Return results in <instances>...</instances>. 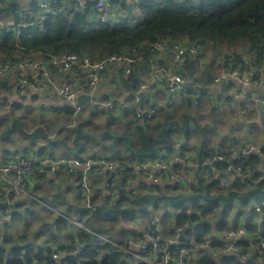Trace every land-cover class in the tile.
<instances>
[{
  "label": "trees",
  "instance_id": "16d2710c",
  "mask_svg": "<svg viewBox=\"0 0 264 264\" xmlns=\"http://www.w3.org/2000/svg\"><path fill=\"white\" fill-rule=\"evenodd\" d=\"M37 1L0 0V5L3 7L0 18H14L19 22L23 19L26 7L31 6L34 10L38 9ZM96 1L84 0L82 6L78 7L76 2L71 0H60L58 6H64V11L49 14L48 18L40 25L21 27L20 32L17 25L11 31L0 30V64L26 59H44L51 54L66 51H74L100 60L111 55L134 58L136 62L129 74L125 72L124 64L114 66L115 69L110 67L107 71L109 78L107 83L119 85V88L125 87L127 92H130L129 99L131 100L135 97L134 93H138L140 84L145 80L142 74L150 70L152 59H155L161 66L169 63L166 61L169 55L165 56L166 53L162 55L161 52L153 49V44L160 40L186 45L197 43L202 46L196 54L189 56L187 64L189 72L186 78H191V83L207 91L210 90L209 86L214 82L216 75L223 69L239 70L240 72L258 70V74L253 76V81L261 80V76L264 74V0H136L130 15L132 19L136 20V25L133 27L127 23L110 26L101 22L98 19L100 12L95 6ZM119 1L109 0L114 7H117ZM121 8L127 9L128 5L123 3ZM207 55L208 63L205 62ZM171 68L178 73L183 72V67L173 61ZM14 77L17 83L18 77ZM2 79L3 77H0L1 90L5 89ZM228 84L233 88L239 87L232 80H229ZM113 94L117 96L114 92H106L103 96L111 98ZM180 101V104H167L161 110V116L153 120L140 118L136 113V104L131 105L128 100H126L125 107H119V111L91 108L86 112L87 114L82 115L80 114L84 112L76 113L73 107L67 106L60 109L67 116L73 117V119L83 116L82 119L92 122L99 118L100 125L107 131L104 137L99 140L93 136V129L87 130L81 124L71 130L75 146L69 145L65 138L60 142L76 155H81L82 151H86L85 154H90L87 155L90 157L131 165L127 172L119 174V186L123 187L126 182H133L138 176L134 167L135 163L150 160L148 157H155L156 147L167 146L173 142L172 130L180 128L188 137L192 132L189 123L192 121L199 125L198 116L201 104L196 103L191 94L183 97ZM216 104H218V100L215 101L213 113L219 112ZM179 106H186L187 110L192 108L196 113L192 114L186 110L182 114L183 118L180 119L174 114ZM13 107H20V105L15 102ZM12 113L13 111L10 112L11 116ZM116 120L121 123V133L111 126V123ZM6 126L8 127L3 136L7 137L14 132H19L31 139L29 140L30 147L23 154L32 155V148L38 146L41 157L51 159L61 157L53 152L48 154L52 150V140L47 138L48 128H38L37 131L29 134L26 122L20 118H14L13 122L7 123ZM95 127L98 128L97 124ZM235 134L232 130L226 134L225 137H229L230 140L227 144L228 147L221 144L215 148L216 150L221 148L225 150L227 159H230L231 156L228 150L230 146L244 145L241 143L239 135ZM81 135L85 137V141H81ZM204 136L208 137L206 131ZM38 138H46L47 141L45 144H42V141L35 142ZM77 142L80 144L77 145ZM99 143L102 144L104 150L110 148L111 152L103 151L102 154H98L96 147ZM204 144L209 146L207 141ZM202 153L200 156L209 159L214 157L212 152ZM2 158L5 159V157ZM259 160V157L254 156L242 165L248 167L259 163ZM236 163L240 164V161H236ZM228 164L229 161H224L219 164V167L224 168ZM44 173L34 178H25L26 186L30 187L32 194L38 197L41 202L28 196L15 198L8 190H0V216L6 214L9 208H13V221L26 220V215H21L19 209L21 206L30 204L32 212H36V216L43 221L40 226L43 228L42 232L35 231L33 238H30L31 235H28L27 232L15 234L7 229L5 246L0 247V264H27L34 259L38 264H53L52 256L58 250H67L72 253L69 258L63 261L64 264H145L126 258L125 252L117 250L111 244H100L94 235L83 229L74 228L64 217L51 211L45 205L46 203L56 205L59 207L60 213L76 217L77 220L94 231L105 232L110 225L108 222L110 220L106 212L103 211L105 209L120 212L125 219L134 220L137 219L136 212L143 216L150 208L151 202H154L155 205L158 202L165 205L175 202L173 215H171L175 221L173 229L166 227L162 229V233L175 235L176 228H181L178 240L181 245L187 246L202 241L207 235L217 236L220 234L219 228L234 224V219L239 215L233 213L231 216L233 212L231 207L222 205L225 200L231 204L234 199H239L248 204L251 198H264V182L248 189L243 185L222 188L218 180H213L208 184V177L200 176L192 192L181 189V185L166 184L163 185L164 187L157 185L147 190L138 189L132 198L127 197L123 193L124 191L116 201L109 197H102L99 206L101 212L94 215L91 210L85 208L81 198L82 194L78 190L69 189L63 192L53 190L51 185L46 186L43 183L46 178ZM74 174L82 175V169L75 168ZM101 179L102 177H99V181ZM92 181L97 182V177L94 176ZM71 194L72 197L69 196ZM190 206L195 209L193 213L186 212ZM45 212H50L51 215L55 214L52 216V220H49L50 222L44 219ZM117 220L119 221L120 218L113 219V221ZM247 221L250 222V219L248 218ZM24 223L29 227L28 220ZM228 223L231 224L227 226ZM41 239L42 242H40ZM78 243H85L88 248L81 255H74L73 251ZM240 246V253L241 255L247 254V260L237 254H227L218 260L208 251H202L193 256L188 264L264 263L259 260V249L252 248L245 242H242ZM24 249L26 253H23ZM171 250L175 251V247H171ZM101 252L105 253L103 257L100 256Z\"/></svg>",
  "mask_w": 264,
  "mask_h": 264
},
{
  "label": "built area",
  "instance_id": "2783aa9c",
  "mask_svg": "<svg viewBox=\"0 0 264 264\" xmlns=\"http://www.w3.org/2000/svg\"><path fill=\"white\" fill-rule=\"evenodd\" d=\"M60 0H38V9L34 10L31 6L25 8L23 19L17 22L14 18H0V30L11 31L17 25L20 32L21 27L40 25L46 20L49 14L62 13L64 6H58ZM76 2V6H82L84 0H71ZM136 0H120L117 7H114L109 0H97L96 8L99 10L98 19L110 26L127 23L133 27L136 20L130 17L134 9ZM125 3L127 9L121 8ZM3 13V7L0 5V14ZM202 46L197 43L188 45L169 40L156 41L153 49L164 55L172 52L173 62L183 67V72L178 73L170 68L162 67L155 59H152L151 68L148 71L149 78L140 84L141 89H145L150 83L162 81L166 84L169 97L166 104L158 103L156 106H146L142 103V97H138L136 103V113L142 119L153 120L161 116V110L167 104L180 102L183 97L193 95L196 103L202 104L212 98L210 90H205L200 86L190 82L186 76L189 72L188 58L191 54H196ZM134 58L121 55H111L106 59H93L87 55H81L74 51L59 52L51 54L47 58L26 59L18 62H9L0 64V74L3 76H17L16 89L13 96L19 99L28 92L32 93H55L59 99L61 108L71 106L76 113L87 111L91 108L98 110L115 111L118 104L116 100L104 98V93L100 91V84L107 71L116 65L125 66V72L131 73ZM163 74V77L161 75ZM258 74V70H221L214 79V83L221 88L219 111L224 106H229L234 97L238 96L243 101L252 102L255 100L260 108H264V91L260 94L257 89H264V74L261 80L253 81V76ZM232 80L238 84L235 91L231 90L228 81ZM80 96H86L89 99L78 103ZM127 105L126 101L123 106ZM256 107V106H255ZM256 109V108H255ZM256 111V110H255ZM258 111V110H257ZM262 111V110H261ZM241 112L248 115V109ZM264 117V111L257 112ZM250 118V116H248ZM246 119L250 122L251 119ZM228 150L231 153L230 159L225 156V150L222 148L217 154L206 163L208 166L203 176L208 177V184L213 180H218L222 188L243 185L248 189L260 182H264V148L256 143H249L244 146H230ZM32 155H25L20 152H13L5 159L0 156V190L5 189L15 198L30 197L39 200L32 194L29 186H26V177H36L48 170L56 171L55 179H63L66 175H73L75 168L82 169V175H73L72 184L76 188L91 193L92 179L102 177L101 184L98 185V192L101 197H109L116 201L121 196L122 191L118 188L119 174L127 172L131 165L122 164L118 161H108L90 156L74 157L61 156L58 158H47L39 155L38 146L31 150ZM260 158L259 163L244 167L242 164L251 157ZM191 154L187 152L174 153L168 159H150L136 164L137 170L143 187L148 189L149 184L173 183L181 185L180 188L185 191H193L198 177L196 179L188 178L184 169L193 162L194 167L199 169L197 162L192 160ZM229 161V164L220 168L219 164ZM236 161H240L237 164ZM95 170V171H94ZM94 171V172H92ZM92 172V173H91ZM127 197L135 196L136 191L128 189L123 192ZM160 204L161 212L172 214L173 205ZM251 208L249 216H252L250 222L234 223L229 227L219 228L220 234L217 236H206L202 241L193 245L183 246L178 240L181 228H176L175 235L168 233L164 235L160 226V218L156 216L149 222V227L145 228L135 222L125 220L120 216L122 225L121 233L115 236H109L102 232L90 229L83 222L77 220L74 216L60 213L51 208L58 215L64 217L74 228H80L98 238L101 244H111L117 250L126 253V258L133 259L145 264H188L190 259L202 251H208L215 259L227 254H237L244 260H247V254L241 255L242 242L247 243L252 248L260 250L258 257L260 262H264V198L256 197L250 200ZM94 215L100 214L98 204L90 201L88 204ZM104 211V210H103ZM195 209L190 206L186 209L187 213H193ZM106 212H108L106 210ZM13 208L1 215L3 224H9L12 221ZM255 213V214H254ZM124 219V220H123ZM123 234V235H122ZM132 234L142 235V239L131 236ZM122 235V236H120ZM175 236V237H174ZM167 237V238H166ZM163 244V245H162ZM5 246V230L0 234V247ZM175 247V251L171 250ZM87 244L79 243L75 246L74 255L82 254L86 250ZM26 253V250H23ZM72 254L67 250L56 251L52 256L53 264H64L65 259ZM102 257L105 253L101 254ZM27 264H38L34 259ZM236 264V263H235ZM264 264V263H263Z\"/></svg>",
  "mask_w": 264,
  "mask_h": 264
},
{
  "label": "crops",
  "instance_id": "0c3cea01",
  "mask_svg": "<svg viewBox=\"0 0 264 264\" xmlns=\"http://www.w3.org/2000/svg\"><path fill=\"white\" fill-rule=\"evenodd\" d=\"M166 55L167 56L169 55L168 60H166L169 63H166V65L162 66V67L172 69L171 68V64L173 61L172 52L169 51L165 54V56ZM142 75H143V79H145V80H147L149 78L148 71H146ZM0 77H3V79H2L3 83L2 84H4V86H5V89H2V90L0 89V114L2 116L8 115L9 118L11 119V121L7 120V118H3V119H6L8 122H13L14 118H20V119L24 120L27 124V128H28L27 132L29 134H31L33 131H37L38 128H43V127L48 128L49 132H48L47 138L52 140L51 141V143H52L51 149L52 150H50L48 152V154L52 153V152L56 153L58 143L61 141V139L58 137L59 134L64 135V138L66 139L67 143L69 144L72 140V133H73V131H71L70 129L75 128L78 125L82 124V127H84V128L93 129V134H94L93 136L99 140H101V138L104 137V135L106 134L107 130H105V128L102 125L97 124L98 128L95 127L96 123H99V119H96L95 122L94 121L92 122L89 120L82 119L83 116H78L77 122L71 124L69 128L64 129V131H59L61 128H63V126L58 119V115L60 114V115L65 116L67 118H70V117L67 116L63 111L60 110V109H62L59 106L60 99L55 93L51 92L49 94H45V93L39 94V93L28 92L25 96H22L19 99H17L13 96L15 89H16V84H17L16 78L14 76H1V75H0ZM161 77H163V74L161 75ZM107 81H109L108 73L104 76L103 80L101 81L100 91L102 93H106V92L113 93L114 92L117 94V96L115 94H113L112 97L116 100V102L118 104V106L116 108V110H118V111H119V107L123 106V102L126 100H128L131 105L136 104L139 101L138 100L139 96L142 97V103L145 104L146 106H151V105L153 106L154 104L158 105V103L166 104L168 101L169 92H168L166 84L162 81L150 83L149 86L145 89L139 88L138 93H134L135 97L132 98V100L129 99L130 92H127V89L125 87H123V88L120 87L121 88L120 89L119 85L113 84L111 82L107 83ZM209 89L212 93L211 102H213L215 104V101L218 100V103H219L220 102V94H221V88L219 87V85L212 82L209 86ZM231 90L235 91L236 88L231 87ZM263 91H264V89H257V92H259L260 94H263L264 93ZM261 92H263V93H261ZM232 99H234L235 101L231 102L229 106H224L222 108V111L213 113L214 111L212 110L211 113L216 115L215 116L216 120H221V118L225 119V117H227L228 115H231L233 112H237L238 114L240 113V116H238L237 119L233 122V126L229 130V133L232 130L233 132L236 133L235 134L236 136L239 135L238 137L240 138L241 143L244 145L249 144V143H256V144H259L260 146H262L264 148V137H261L260 139H256V136H258L256 131L260 130L259 128L261 127L260 125H258L259 120H257V122H254V121H250L248 123L246 122V119L248 116H250L251 112H256L258 110L259 112L262 113V111H264V108L261 109L260 106L257 105V102H255V100H253L252 102H249V100L244 101L245 103L248 104L247 105L244 102L241 104L240 101L236 97H234ZM15 102L19 103L20 107H13V104ZM180 102H178L176 104H180ZM3 106L5 107V109H3ZM181 108L186 109V106H179L177 112L174 113L176 116H179V111L182 110ZM243 109H248V111H249L248 115H244L241 112V110H243ZM11 111H13L12 116L10 115ZM87 111H84V113H81L80 115L87 114L86 113ZM38 113H45V114L50 116V118L48 119L49 126H45L44 124L36 125V123L38 122V117L36 116V114H38ZM258 114L264 120V117L260 113H258ZM209 115L207 117H209ZM252 116H256V115H252ZM75 121H76V119H75ZM116 124H118L119 126H116ZM214 124H215V122H214ZM111 126H113L114 129H116L117 131L119 129L120 133L122 132L120 129L121 123L118 122L117 120L115 122H112ZM7 127L8 126H6V125L3 126L0 123V156L6 158L7 156H9L13 152L25 153L26 150L28 149V147H30V145H31L30 141L24 135H22L19 132H14L11 136L10 135H7V137L3 136L4 133L6 132ZM68 131H70V132H68ZM172 131H173L172 132L173 142L168 144L167 146H162V147H158V148L156 147V152L154 154L155 157H152V158L148 157V159L161 158V160H165V159H168L174 153H180V152H183L184 150L185 151L191 150L192 145H191V143H189V141H188L189 137L186 136L184 131H181L180 128H175ZM261 131L263 132L264 129H262ZM228 141L230 142L229 137H224L223 142L218 141L220 143H217V145H215V147H213L212 145H209V146L206 145L205 146V144H202L203 143L202 142L201 145L195 146L194 149L198 151L197 155H201V154H203L202 152L205 153L206 151L213 153L215 150L214 148H217L221 144L228 147V145H227ZM244 145H242V146H244ZM100 147L102 148V144L99 143L96 148L99 149ZM104 151L105 152H111L110 148H108ZM85 153H87V152L82 151L81 155H76L74 153H60V154L56 153V155H58V156H74V157H76V156H82L83 157L84 155H90V154H85ZM146 159H147V157H146ZM136 164H138V163H135L134 166ZM197 171H198V169L196 167H194L193 163H190V165H188L184 169V172L186 173V175H187V173L191 172V173H193L192 177H195V179L197 178V176H196ZM56 173H57L56 171H52V170H48L47 172H45L44 174H46V178H44L45 181L43 183L46 186L51 185V188L53 190H56V191L60 190L63 192V191H68L69 189H72L73 191L78 190L83 196V197L81 196V198H82V201H83L85 208H88L89 210H91L88 206L90 201L93 202L94 204H98V206L101 205L102 197L100 196V194L98 192V188H96V186L98 184L99 185L101 184V181H99V179H97V182H93V183L91 182V193L87 194V192H84L83 190L76 188L75 185L72 184V179L74 178L73 175H66L63 179L57 181L55 179ZM189 178H191V177H189ZM191 179H193V178H191ZM119 183H120V181L118 182V188L121 191H125L128 189H133L135 191H137L138 189H141V188L146 189L143 187L142 180H140V176H137L133 182H130V183L126 182V185L123 187L119 186ZM166 184H168V183H160V184H155V183L151 184L150 183L149 188L154 187V186L156 187L157 185L164 187L163 185H166ZM169 184H173V183H169ZM69 196L72 197V194ZM37 201L41 202L40 199ZM161 203L162 202H158L155 205L154 202H151L150 208L147 209V212H145V214H143V216L141 213L138 214V212H136L137 219H134V220H130L128 218L125 219L124 215H122V213H120V212H119L120 213L119 214L116 211H112L110 209H105L104 210L105 212H106V210L108 211V212H106V215H107L108 219L110 220V221H108L110 225H109L108 229H106L105 232H102V231H100V232L107 234L109 236H115L117 234H120L121 233L120 228L122 225V221H121L120 216H123L125 220L135 222L140 226L148 228L150 220L155 217L156 213H157L156 216H159V218H160L161 230L166 228V227L173 229V225L175 222L174 218H172V216H171V215H173V213L168 214V213H164L163 211L161 212V210H159ZM45 205L49 206L53 209H56V210H58V208H59V207H56V205L51 204V203H46ZM51 208H49V209L51 211L55 212ZM32 210L33 209H32V206L30 204H26V205L20 207L19 213L21 215H23V216L26 215L25 217H27L28 214H30V216H28V219L26 218V220H23V219L17 220V222L19 221V224H17L16 221H13V217H12V221L9 224H3L2 219L0 218V234L4 230H5V233H8L7 229H9L10 232L15 233V234H22L24 232H27L28 235H31L30 238H33V234L35 233V231L42 232L43 228H41L40 226H41L43 221L41 218L36 216V214H35L36 212H32ZM71 213H72V211H71ZM74 214H77V213L74 212ZM30 218H31V220H33L31 223L35 222V225L31 226V223L29 224V221H28L29 227H27V225L25 226L24 222L29 220ZM77 218H78V216H77ZM116 218H120V220L119 221L118 220L113 221V219H116ZM248 218L251 220L252 216H249V214L244 216L245 222H249V221H247ZM241 221H242V219H241ZM111 223H113V224H111ZM236 224H237V222H236ZM46 232H47V230H46ZM122 235H120V236H122ZM131 236L137 237L138 239H142V237H143L140 234H132ZM40 242H42V239L40 240ZM101 254H102V252L100 253V256L102 257Z\"/></svg>",
  "mask_w": 264,
  "mask_h": 264
},
{
  "label": "rangeland",
  "instance_id": "374dc122",
  "mask_svg": "<svg viewBox=\"0 0 264 264\" xmlns=\"http://www.w3.org/2000/svg\"><path fill=\"white\" fill-rule=\"evenodd\" d=\"M205 62L208 63V55L205 57ZM237 99L240 101L241 104L244 102L243 99H241L239 96H238ZM249 100H251V99H249ZM245 104H247V103H245ZM214 106H215V104L213 102H211L210 99H208L206 102L202 103L200 105V115L198 116L199 125H197L195 122H192V121L189 123V126H190L189 128L192 130V132H191V135L188 136L189 137L188 141H189V143H191L192 147H191L190 151H187V153L191 154V156L193 158L192 160L197 162V164L199 166L198 167L199 169L196 172V176L197 177L203 176L204 170L208 167L206 165V163L209 162L210 159L205 157V156L197 155L198 151L194 149L195 146L201 145L202 142H203L202 144H204V141H207V143L209 142V145H212L213 147H215V145H217V143H220L218 141L223 142V138L225 137V135L227 133H229V130L233 126V122L237 119L238 116H240V113L238 114L237 112H233L231 115H228L227 117H225V119L221 118V120H216L215 115L211 113ZM219 106H220L219 103L216 104L217 108ZM3 109H5L4 106H3ZM181 109L182 110L179 111V116H177L180 119L183 118L181 114L186 111L185 108H181ZM187 112L192 113V114L196 113L195 110L192 109V108H189L187 110ZM208 115H209V117H207ZM252 115H256V116H252ZM36 116L38 117L37 125L44 124L45 126H49V121H48V119L50 118L49 115H47L45 113H38V114H36ZM0 118H1L0 119V123L3 126L6 125L7 123H9L7 120L11 121V119L9 118L8 115L2 116L0 114ZM3 118H7V120L3 119ZM58 119H59L60 123L63 126V128H61L59 131H64V129L69 128L71 124L76 123L77 120H78V118H76V121H75V119H73L72 117L67 118V117L62 116L60 114L58 115ZM97 119H99V118H97ZM248 119L249 120L251 119V121H254V122H257V120H259L258 121V125H260L261 127L259 128L260 130L256 131V133L258 135V136H256V139H260L261 137H264V131L263 132L261 131L262 129H264V120L257 113V111L256 112H251L250 113V118H248ZM93 121H96V120L94 119ZM118 122H120V121H118ZM214 122H215V124H214ZM96 124H101V123H96ZM116 126H119V125L116 124ZM70 130H72V129H70ZM87 130H89V129L87 128ZM119 131L120 130L118 129V132ZM205 131H206V134H207L208 137L204 136V132ZM44 137H46V136H44ZM58 137L61 140L64 139V135H62V134H59ZM80 138H81V141H85V137L83 135H81ZM28 140H31V139H28ZM46 140H47L46 138H42V139L38 138L35 142L40 143V141H42L41 143L45 144ZM76 144L79 145L80 143L78 144V142H77ZM69 145L75 146V142L73 141V139L71 140ZM96 151H97L98 154H102L103 151H104V148L100 147ZM56 153L60 154V153H72V152L69 149H67L62 144V142H59L58 146H57V149H56ZM213 153H214V156L217 154L216 149L214 150ZM84 156L86 157L87 155H84ZM191 163H193V162H191ZM187 176H188V178L191 177V178L195 179V177H192L193 173H191V172L187 173ZM188 192H192V191H188ZM222 205H223V207H229V206L231 207V211H233L231 216L233 215V213L239 215L238 217L235 218V222H234V223L237 222V225L239 223L242 224L243 222H245L244 216H246V215H248L250 213V208H251L250 202H248V204H247V202H245L243 200L240 201L239 199H234L231 204H230V202H227L225 200ZM239 213H241V214H239ZM56 214H58V213H56ZM53 215L55 216V214H53ZM53 215H51L50 212H45L44 219L45 220L46 219L47 220H52V216ZM28 216H30V214H28ZM28 216H27V219H28ZM241 219H242V221H241ZM28 221H29V224H30L33 220H31V218H30ZM17 224H19V221L17 222ZM111 224H113V223H111ZM229 224H231V223H228L226 225L228 226ZM34 225H35V222L31 223V226H34Z\"/></svg>",
  "mask_w": 264,
  "mask_h": 264
},
{
  "label": "water",
  "instance_id": "95a60500",
  "mask_svg": "<svg viewBox=\"0 0 264 264\" xmlns=\"http://www.w3.org/2000/svg\"><path fill=\"white\" fill-rule=\"evenodd\" d=\"M87 99H89V98L86 97V96H80L79 99H78V103H82V102H84Z\"/></svg>",
  "mask_w": 264,
  "mask_h": 264
}]
</instances>
